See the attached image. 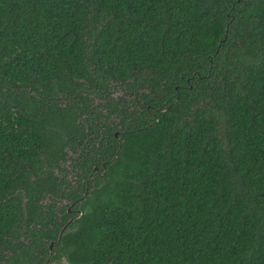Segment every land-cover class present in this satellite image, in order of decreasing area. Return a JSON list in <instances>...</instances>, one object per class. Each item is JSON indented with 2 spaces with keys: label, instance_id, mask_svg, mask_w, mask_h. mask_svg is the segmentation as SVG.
Segmentation results:
<instances>
[{
  "label": "trees",
  "instance_id": "1",
  "mask_svg": "<svg viewBox=\"0 0 264 264\" xmlns=\"http://www.w3.org/2000/svg\"><path fill=\"white\" fill-rule=\"evenodd\" d=\"M52 242L264 264V0H0V264Z\"/></svg>",
  "mask_w": 264,
  "mask_h": 264
},
{
  "label": "water",
  "instance_id": "2",
  "mask_svg": "<svg viewBox=\"0 0 264 264\" xmlns=\"http://www.w3.org/2000/svg\"><path fill=\"white\" fill-rule=\"evenodd\" d=\"M70 211H72L71 209H69V211L68 212H70ZM83 215V212L81 211V210H79L78 211V216H77V218H80L81 216ZM76 220V219H75ZM75 220H73V221H75ZM70 225V224H69ZM61 242V239L59 240V243ZM54 248H55V244L52 242L51 243V245H50V253H51V255H50V257H49V259L46 261V263L45 264H53V263H56V264H60L62 261V263L63 264H71L69 261H68V259L65 257V256H62L61 258H59L57 261H55V262H50V260H51V258H52V256H53V254H54Z\"/></svg>",
  "mask_w": 264,
  "mask_h": 264
},
{
  "label": "flooded vegetation",
  "instance_id": "3",
  "mask_svg": "<svg viewBox=\"0 0 264 264\" xmlns=\"http://www.w3.org/2000/svg\"><path fill=\"white\" fill-rule=\"evenodd\" d=\"M75 211H70L69 214H74ZM74 220V217L70 218L69 221L66 223V225L64 226V229H66L70 223H72Z\"/></svg>",
  "mask_w": 264,
  "mask_h": 264
},
{
  "label": "rangeland",
  "instance_id": "4",
  "mask_svg": "<svg viewBox=\"0 0 264 264\" xmlns=\"http://www.w3.org/2000/svg\"><path fill=\"white\" fill-rule=\"evenodd\" d=\"M62 262H63V261H62ZM62 262H61L60 264H63ZM53 264H56V263H53Z\"/></svg>",
  "mask_w": 264,
  "mask_h": 264
}]
</instances>
